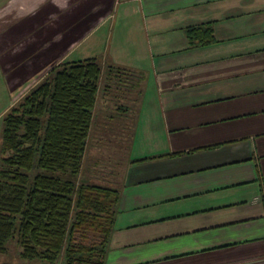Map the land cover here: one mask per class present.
<instances>
[{"label": "crops", "instance_id": "0c3cea01", "mask_svg": "<svg viewBox=\"0 0 264 264\" xmlns=\"http://www.w3.org/2000/svg\"><path fill=\"white\" fill-rule=\"evenodd\" d=\"M193 27L211 41L191 45ZM90 58L141 82L130 130L96 142L125 154L104 264H264V0H0V118Z\"/></svg>", "mask_w": 264, "mask_h": 264}, {"label": "trees", "instance_id": "16d2710c", "mask_svg": "<svg viewBox=\"0 0 264 264\" xmlns=\"http://www.w3.org/2000/svg\"><path fill=\"white\" fill-rule=\"evenodd\" d=\"M188 35L191 45L212 38L205 27ZM107 69L97 58L61 63L4 115L0 255L14 246L23 262L104 264L120 192L90 180L98 170L87 153L103 79L112 75L127 87L124 77L133 76L114 64ZM122 139L127 144L128 134Z\"/></svg>", "mask_w": 264, "mask_h": 264}, {"label": "rangeland", "instance_id": "374dc122", "mask_svg": "<svg viewBox=\"0 0 264 264\" xmlns=\"http://www.w3.org/2000/svg\"><path fill=\"white\" fill-rule=\"evenodd\" d=\"M79 52L83 51L78 50ZM108 64H112L108 61L102 62L101 66L105 71H108L107 67ZM107 69V70H106ZM128 75V80L125 78L126 85L124 86V82H120L118 80L113 79L111 76H106L105 79H103L102 84H101V91L99 93L98 97V103L97 107L95 110V117L96 119L99 120L102 119V117L106 118V128L108 131L104 132L105 135L101 136L100 138L97 133H94L92 138L89 141V144H91L92 148L89 150V153H87V160L88 162H92V165L97 168L98 174H94V177H90V180L94 182L103 183L106 184L110 181L112 176L115 174H118L119 171L121 170L123 164H124V151L121 152V154L118 153L117 148L115 145L111 146L109 143L107 145L101 146V147H96L97 145V139H101L100 143L101 145L104 144L105 141L108 139H111L112 141L116 140V137H119V125L121 124L125 130L128 129L130 124L134 123V118L136 115V108L138 107L137 105V100L139 97V89L140 86V76L138 74H132ZM116 82H120L122 84V88L119 89V86L121 85H116ZM136 83V84H135ZM129 85H133V88H129ZM7 85L2 79V76L0 75V116L1 114L9 107L11 103V95L12 93L10 90L7 89ZM18 103V102H17ZM16 103V104H17ZM119 108L120 110L126 109V112L119 114L116 113L114 115H110V111H114V109ZM125 114H127L125 116ZM104 115V116H103ZM131 116V117H130ZM125 117L132 118L133 122L129 121H120L123 120ZM124 122V123H123ZM2 129H3V119L2 117L0 118V144H1V136H2ZM97 131V130H96ZM98 132V131H97ZM97 151H96V149ZM117 151V152H116ZM97 160V161H96ZM104 181H103V180ZM1 261H5L4 258H7L6 261H8L10 264H19L18 258L16 256L15 251L12 249L11 252L9 253L8 256L6 257H0Z\"/></svg>", "mask_w": 264, "mask_h": 264}]
</instances>
